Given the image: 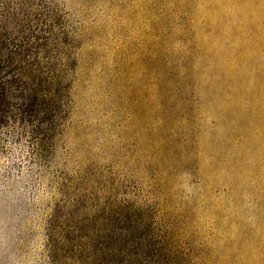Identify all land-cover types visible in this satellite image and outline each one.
<instances>
[{
	"label": "rangeland",
	"instance_id": "obj_1",
	"mask_svg": "<svg viewBox=\"0 0 264 264\" xmlns=\"http://www.w3.org/2000/svg\"><path fill=\"white\" fill-rule=\"evenodd\" d=\"M212 1L0 0V264H264V118L228 82L264 66Z\"/></svg>",
	"mask_w": 264,
	"mask_h": 264
},
{
	"label": "bare ground",
	"instance_id": "obj_2",
	"mask_svg": "<svg viewBox=\"0 0 264 264\" xmlns=\"http://www.w3.org/2000/svg\"><path fill=\"white\" fill-rule=\"evenodd\" d=\"M211 3H214V2L212 1ZM222 5L230 6L232 8V10L230 13L221 14L220 20L232 22L233 24L232 23L231 24L233 25V29L235 31H240V32H245V33L249 32V34H247V35H249V37L247 36V38H245L243 36L244 39H242V42L239 46V48L241 50L240 52H242V55H243L242 58L239 60V63H241V64L243 63L244 67L250 68V69H254L256 66H264V54H261V55L259 54V52L264 50V24H261V20L264 17V0H219L217 2V10H220V7ZM221 9H222V7H221ZM209 16H212V14H209ZM220 20H219V23H220ZM214 23H215V20H214ZM228 24L229 23H227V25ZM231 24H229L230 27H232ZM230 32H231V30H230ZM236 37H238V35ZM239 37H241V36H239ZM221 49H223V48H221ZM232 53H234L236 55L235 52L232 51ZM232 53H231V55H232ZM223 58H225V57H223ZM200 61H201V59H200ZM213 80L214 79H212V81ZM219 82H221V81H219ZM228 82L230 83V85H238L237 89H232L230 91L232 103H234V105H235V103L239 102L238 101L239 95H246L247 97H249L253 101L256 109L258 110L257 116L255 115L256 121H257V123L260 122L264 118V116H263V113H264V74L263 73L258 74L255 78H253L251 75L250 76H235L234 75L233 77H231V80H229ZM218 95H220V94H218ZM239 104H240V102H239ZM235 110H237L236 106H235ZM231 111H232L231 107H229L227 105L220 111V114H222L223 116H226V115L229 116V113ZM254 126H256V125H254Z\"/></svg>",
	"mask_w": 264,
	"mask_h": 264
}]
</instances>
